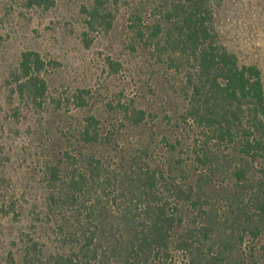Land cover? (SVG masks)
I'll list each match as a JSON object with an SVG mask.
<instances>
[{
    "label": "trees",
    "instance_id": "obj_1",
    "mask_svg": "<svg viewBox=\"0 0 264 264\" xmlns=\"http://www.w3.org/2000/svg\"><path fill=\"white\" fill-rule=\"evenodd\" d=\"M222 1L81 6L86 46L89 32L110 30L124 12L127 49L153 81L139 78L135 97L108 102L105 121L76 115L63 148L45 153L41 199L19 210L28 227L12 264H264L263 74L220 40ZM48 65L24 51L15 93L64 112L48 92ZM107 65L120 71L118 61ZM72 97L86 110L81 92Z\"/></svg>",
    "mask_w": 264,
    "mask_h": 264
},
{
    "label": "rangeland",
    "instance_id": "obj_2",
    "mask_svg": "<svg viewBox=\"0 0 264 264\" xmlns=\"http://www.w3.org/2000/svg\"><path fill=\"white\" fill-rule=\"evenodd\" d=\"M88 2L56 0L44 10L27 8L20 0H0V264L19 258L28 227L26 212L19 210L28 211L41 199L45 153L63 148L61 133L70 129L74 117L94 112L105 121L108 102L135 97L139 78L153 81L127 49L123 11L116 13L110 30L89 32L90 45H85L81 6ZM216 27L225 47L241 64L257 66L264 81V0H223ZM27 50L39 52L49 63L48 92L62 100L64 112L36 109L15 93L12 76ZM109 59L121 65L117 74L110 72ZM136 69L143 73L134 75ZM80 92L88 104L84 111L72 97Z\"/></svg>",
    "mask_w": 264,
    "mask_h": 264
}]
</instances>
